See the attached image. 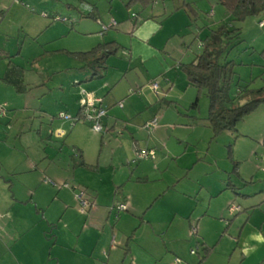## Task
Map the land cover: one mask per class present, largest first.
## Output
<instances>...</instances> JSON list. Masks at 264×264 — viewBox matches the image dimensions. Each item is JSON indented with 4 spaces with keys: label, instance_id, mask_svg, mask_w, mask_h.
<instances>
[{
    "label": "crops",
    "instance_id": "obj_1",
    "mask_svg": "<svg viewBox=\"0 0 264 264\" xmlns=\"http://www.w3.org/2000/svg\"><path fill=\"white\" fill-rule=\"evenodd\" d=\"M96 9L97 5L82 15L76 11L70 26L63 18L64 24L50 33L47 42L60 40L58 49L70 53L88 52L99 44L117 42L121 50L108 59L105 76L100 78L90 79L91 72L83 69L85 63L74 57L62 55L56 61L48 57L38 61L35 55L44 53L27 54V48L46 45L45 41L41 44L37 40L39 34L45 38L49 32L46 28H39V32L27 30L24 42L3 48L0 45V103L11 101L6 115L0 113L3 124L0 126V264H161L169 252L176 256L178 250L174 245L178 239L182 240L179 233L174 234L175 229L171 232L173 222L188 217L187 223L191 225V215H179L184 211L183 201L192 202L189 192L180 190L179 180L180 175L194 170L202 159L198 156L203 152L198 151L200 143L191 144L190 134L177 138L179 144H186L174 154L176 161L171 164L172 173L179 176L164 170L152 180L141 162L132 165V144L136 143L138 149L149 148V143L145 146L141 138V129L158 116L165 118L168 109L161 110L158 106L152 115H147L148 112L160 104V97L174 96L178 86L172 73L183 74L181 65L191 63L199 54L189 63L173 59L166 51L169 34H165L163 43L155 44L164 24L154 15L138 24L135 15L130 17L134 19L132 27H123L115 35L101 34L100 27L85 25L89 21L82 19L89 13L94 16ZM0 36L8 35L3 32ZM122 36L130 37V41L123 44ZM150 60L157 63L149 64ZM10 67L22 75L20 91L3 80ZM179 78L184 81V90L192 94L193 86L185 73ZM156 81L163 92L157 95L158 99L151 85ZM82 90L90 94V100H101L108 110L102 134H93L90 125L80 119L72 122L58 118L59 113L72 117L80 114V101L87 98ZM184 96L178 91V101ZM120 102L123 108L118 106ZM180 116L168 120L173 123V134L180 126V131L190 129L194 134L197 130L201 133L196 116L187 115L190 120L182 122ZM168 122L163 123L169 125ZM120 129L124 135L115 138L113 133ZM126 131L134 136L132 141L124 137ZM49 140L54 147L59 145L56 152L50 148L53 154H49L47 145L42 147ZM193 153L195 156L190 157ZM203 153L208 157V148ZM238 169L239 163L236 169L239 176ZM165 176L172 182L169 178L166 181ZM44 179H52L59 185L69 182L80 185L88 193L92 209L82 215L74 191L48 185ZM225 180L229 182L230 178H221ZM221 187L217 192L201 187L200 194L204 193L208 200L202 221L210 213L213 201L228 193V183ZM116 203H124L128 209L118 213L114 208ZM260 208L252 206L249 216L252 209ZM169 213L173 222L166 228L164 218ZM215 215L219 216L218 212ZM154 241L157 246L162 242L163 248L158 246L162 254H157ZM202 242L209 247L205 240ZM215 248L204 264L211 261Z\"/></svg>",
    "mask_w": 264,
    "mask_h": 264
},
{
    "label": "rangeland",
    "instance_id": "obj_2",
    "mask_svg": "<svg viewBox=\"0 0 264 264\" xmlns=\"http://www.w3.org/2000/svg\"><path fill=\"white\" fill-rule=\"evenodd\" d=\"M92 1L97 5V9L94 12V16L97 19L84 17L82 18L84 22L89 21L85 25L90 24L94 27L97 25L101 29V34L110 33V35H115L123 27L129 25L132 27L134 25V19L132 20L130 17L138 15L136 20L138 24V21L140 23L142 19L154 15L164 24L163 33L156 38L155 44L156 42L163 43L165 34H169V40L167 41L169 43L166 51L171 54L173 59H183L184 63H189L193 56L200 55L203 52L204 48L202 45L212 33L222 27L226 28V30H231L232 32L228 33L227 39L224 40V42L228 40V45L224 44V47H226L224 59L234 63L233 69L236 73L234 82L237 83L239 81L243 92L244 89L252 90L264 87V58L261 55L264 49V26H260L261 21L264 19L263 15L246 17L242 22L235 21L220 3V0H157L152 6L146 7L135 3L128 5L130 0ZM90 9L92 8L81 0H0V34L7 32L8 35L0 36L1 48L7 44H15V42L27 40V30L39 32V28H46L49 32L43 38L44 40L41 37L42 34H39L37 38L39 43L42 44L45 41L46 45L44 47L36 46L37 48L32 50L27 48V54L44 53L43 55L34 54L38 61L45 57L50 58L52 61H56L57 57H62V55L71 57L64 50L58 49L61 43L60 40L51 43H48L50 41L47 42V40L51 39L50 33L55 32L57 26L64 23L70 26L72 18L77 16L76 11L82 15L88 13ZM63 18L66 19L64 23L62 22ZM113 23L115 24L113 25ZM104 27L107 29L104 30ZM161 36L162 39H160ZM121 39L123 44L130 41L128 36H122ZM7 47H10V45H7ZM122 58L125 59V57ZM168 59L171 60L170 58ZM155 62L157 63L155 60H150L148 63L154 64ZM180 71L182 70L180 69ZM101 74L105 76V71H101ZM28 75L35 76L34 73H28ZM181 75L184 77V72L183 74L179 71L172 73V77L177 79L178 86L172 98H159L157 95L163 93L161 90L155 95L156 98H159L157 99L160 100V104L156 107L154 105L147 115H152L158 109V106L159 109H168V111L165 114V118L158 116V130L156 128L148 132L141 129V138L145 141V146L149 143V148L140 149L154 150L156 155L153 159L142 160L138 163L141 162L142 169L148 171L146 174L151 177L150 180L158 178V174L160 175L164 170L168 171L170 175L173 174V166L171 164L177 157L174 154L182 151L185 148L184 146H186L184 143L179 144L177 138H185L186 134L192 135V137H189L191 144L200 143L198 151L200 149V152H205V149L208 148L209 155L204 157L206 153H199L198 156L202 159L197 162L196 168L194 170L191 169L189 172L187 171V175L186 171L183 175H180L181 179L179 182L181 183L179 188L189 192L192 202L183 201L184 211H180L179 215H191V225L189 227L187 223L189 222L188 217L186 220L178 218L173 222L172 213L167 214L166 217L164 216L166 221L164 227L168 228L170 223L173 222L170 230L172 232L175 229L174 234L175 231L179 233L182 240L179 241L178 239L176 241L177 244L174 245L178 250L176 256L169 252L161 264H197L203 256L202 240H205L209 247H216L208 264H264V102L258 105L254 112L247 115L238 124L237 131H224L215 136L207 121L209 116L208 107L210 106L208 97L201 93L198 107L193 108L197 99L196 95L199 93L198 89L192 87V94L191 92H186L184 90V81L179 78ZM235 88L232 89L233 93ZM178 91L185 95L182 97L184 100L178 101ZM191 95L196 96L192 102L190 101L192 100ZM8 100L0 103L1 115H6L8 112L10 107L8 103L11 104V101ZM247 100L245 98L241 103L244 104ZM121 104L124 107L122 102L118 106L123 108ZM179 114L181 115V122L190 120L186 117L187 115L196 116L197 121H200L198 124L200 125L201 133L197 130L194 134V132H190V129L180 131V127H182L180 126L179 130H176L173 134V123L171 121L168 122V120L177 119ZM69 116L72 115L69 114ZM165 121L169 125H165L163 123ZM91 130L94 134L95 131L92 128ZM120 130H116V133L112 132L115 138L119 139L121 135H124V131ZM158 133L160 134L157 135ZM124 137L132 141L134 136L126 131ZM45 145L48 147L49 154H53L50 148H53L56 152V147H59V145L54 147L55 144L51 143L50 140L46 144L43 142L42 147L44 148ZM135 148L138 149L136 143H133L134 159L136 158ZM193 156H195L194 153L190 154V157ZM231 157L235 163H239V176L235 171L232 172L234 166L232 165ZM134 164L136 165L137 162H133L132 165L135 166ZM228 171H231V173L227 175ZM129 173L131 172L129 171ZM173 176L178 177L179 173H175ZM165 177L166 181L169 178L172 182L170 177ZM228 177L238 186L239 190L237 192L240 194H236L229 189L227 194L216 198L207 218L202 221L201 219L204 218L205 214L204 211H206L208 206V200L204 193L200 194L201 187L204 186L206 190L217 192V190L222 188L221 185L227 184V181L225 180L224 183L221 178L229 179ZM54 182L59 185V182ZM67 184H69L67 188L74 191L75 202H77L76 195L83 188L75 183L69 182ZM73 187H76V189H73ZM244 195L247 197H243ZM87 197H89L88 193ZM77 204L80 212L79 202ZM118 204L120 203H116V205ZM254 205H259L261 208L252 209V214L249 216L248 212ZM231 206H239L242 212L232 214L230 212ZM216 212H218L219 216L215 215ZM200 215L201 218H197ZM248 220L250 221L247 222ZM185 228L186 232L184 233ZM193 229H196L195 234ZM153 243L157 248L158 246L160 249L163 248L162 242L158 246L155 241ZM159 248L157 254L160 251ZM192 250L195 253H192ZM159 254H162V252Z\"/></svg>",
    "mask_w": 264,
    "mask_h": 264
},
{
    "label": "trees",
    "instance_id": "obj_3",
    "mask_svg": "<svg viewBox=\"0 0 264 264\" xmlns=\"http://www.w3.org/2000/svg\"><path fill=\"white\" fill-rule=\"evenodd\" d=\"M81 1L87 3L91 8L96 7V4L91 2V0ZM156 1L157 0H130L128 5L135 3L146 7L152 6ZM220 3L226 8L228 14L231 15L235 21L242 22L246 17L251 16H264V0H220ZM90 17L93 18L94 16L89 13L86 18ZM262 21H264V19ZM231 32V30H226V28L222 27L212 33L204 42L203 52L195 57V60L191 63L181 65V69L186 74L189 84L197 88L199 92L198 95H196L197 99L193 108L198 107L199 95L201 93H204L209 99L210 106L208 107L209 116L207 121L214 131L213 133L215 136L224 131H237L238 124L245 119L247 115L254 112L258 108V105L264 102V87L252 90L244 89L243 92L240 88L239 81L237 83L234 82L236 74L233 69L234 63L224 59L226 53L224 44L228 45V40L226 42H224V40L227 39V34ZM120 50L121 46L113 41L104 43L103 45L99 44L88 52L67 53L71 57L84 62L85 67L83 69H88L91 72L90 79H95L101 77V71L104 72L108 68V59L117 55ZM261 55L264 58V49ZM21 77L22 75L17 69L10 67L3 80L20 91ZM233 85L236 87L234 93L232 92L234 88ZM245 98L248 100L244 104L241 103ZM80 115L81 113L77 115V117L80 118ZM231 160L234 164L233 172L235 171L238 175V171L236 170L238 163H235L232 157ZM227 183L229 189L236 194H240L237 192L239 189L231 183L230 180ZM201 247H203V256L199 264H203L213 251V247H207L205 244H202Z\"/></svg>",
    "mask_w": 264,
    "mask_h": 264
},
{
    "label": "built area",
    "instance_id": "obj_4",
    "mask_svg": "<svg viewBox=\"0 0 264 264\" xmlns=\"http://www.w3.org/2000/svg\"><path fill=\"white\" fill-rule=\"evenodd\" d=\"M114 24L115 23H113V25ZM260 26L261 27L264 26V21H261ZM103 29L106 30L107 28L104 27ZM158 84L159 83L157 81L155 83H152V89L155 92V94H158L159 92L160 85ZM82 94L85 95L87 98L82 99L80 101V104H81L80 118H77V116L76 117L69 116L66 113H59L58 118L71 120L72 122H75L77 121V119H80L88 123L95 132L97 133L103 132L104 131V124H103L104 118L108 114L107 108L103 106L101 100H95V101L90 100L89 99L90 94H88L86 91L82 90ZM121 107H123L122 104H121ZM3 112H4V108H3ZM158 122H159V119L156 117L152 119L151 121L146 122V124L143 126V129L148 132H151L159 126ZM135 149H136V158L134 159L133 162H139V161L147 160L150 158L153 159L156 155L154 150H145V149H137V148ZM44 182L51 184L53 186H58L59 188L69 187V184L67 183L58 185L57 183H55L54 181L50 179H45ZM76 198L78 200L77 202H79L80 212L82 214H86L90 211V209H92L93 204L88 199L87 193L84 189L78 195H76ZM114 208L118 211V213H120V212L126 211L128 209V206L123 203V204L116 205ZM240 211H241V208H239V206L230 207V212L232 214L238 213ZM193 233L194 234L196 233V229H193ZM192 253H195V251L192 250Z\"/></svg>",
    "mask_w": 264,
    "mask_h": 264
}]
</instances>
